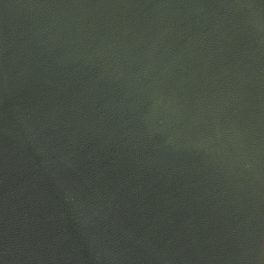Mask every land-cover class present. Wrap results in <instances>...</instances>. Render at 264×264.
Masks as SVG:
<instances>
[{"label":"water","instance_id":"water-1","mask_svg":"<svg viewBox=\"0 0 264 264\" xmlns=\"http://www.w3.org/2000/svg\"><path fill=\"white\" fill-rule=\"evenodd\" d=\"M0 264H264V0H0Z\"/></svg>","mask_w":264,"mask_h":264}]
</instances>
